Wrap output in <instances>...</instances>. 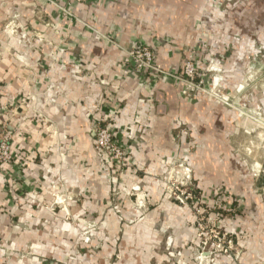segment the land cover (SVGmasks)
<instances>
[{"label":"crops","instance_id":"0c3cea01","mask_svg":"<svg viewBox=\"0 0 264 264\" xmlns=\"http://www.w3.org/2000/svg\"><path fill=\"white\" fill-rule=\"evenodd\" d=\"M53 1L71 18L48 0H0V136L8 134L14 154L0 165V264H104L90 254L80 263L68 259L76 246L90 248L70 240L78 236L70 221L84 218L101 223L94 236L103 255L119 239V264H161L158 226L168 224L174 246L192 232L182 227V210L163 201L154 176L179 157L211 194L206 156L217 151L206 148L224 139V127L231 135L239 115L185 94L172 76L132 69L127 50L149 47L154 63L173 75L188 58L225 57L238 77L240 62L256 58L255 44L264 43V0ZM96 118L114 132L135 173L127 168L117 177L96 154ZM114 189L122 193L113 208ZM134 189L152 195L143 212L130 209L126 192ZM255 204L240 220L237 264L264 258V206ZM120 215L135 225L122 226Z\"/></svg>","mask_w":264,"mask_h":264},{"label":"rangeland","instance_id":"374dc122","mask_svg":"<svg viewBox=\"0 0 264 264\" xmlns=\"http://www.w3.org/2000/svg\"><path fill=\"white\" fill-rule=\"evenodd\" d=\"M229 1L241 6L246 0ZM259 2L260 0H254L255 5ZM261 32V29H256V35L262 34ZM262 46L264 43L255 44L257 59L245 57L244 63L240 62L238 77L234 72L236 64L231 68L229 58L225 60V57L211 56L204 64L202 61L199 64L197 59L192 58L196 62L201 80L204 81L198 80L200 88L192 89L188 95H204L221 104L225 111L233 110L239 115L238 123L231 135L225 136L226 130L229 129L228 126L224 127V139L212 141L215 146L206 148L207 151H217L214 156H206L208 181L213 185L211 194L206 193L208 187H198L192 166L179 157L166 164L162 172L154 176L163 201L175 203L182 210L187 217L182 227L192 232L188 240L184 239V242L174 246V237L168 231V224L165 225L164 222L158 226L166 255L165 261L161 264H237L241 257L242 248L239 244L244 241V235L239 230L240 220L255 209L248 204L256 202V206H264ZM207 158L211 159L210 164ZM215 158L217 161L213 164ZM125 170L116 171V176H121ZM129 171L135 173L137 170L135 166H130ZM121 193L119 189L111 191L113 208L119 205L115 201ZM126 195L132 210L143 212L152 201V195L145 190L134 189L127 191ZM60 201L64 205L65 198ZM46 208L53 212L52 206L48 205ZM119 218L122 226L135 225V219H126L121 215ZM70 222L78 235L70 239L72 243L78 245L79 241L90 245V248L80 249L75 245L76 248L69 253L68 259L80 263L82 259L88 258L87 254H90L101 259L104 264L120 263L119 239L117 242L112 241L116 243V250L112 247L111 241H108V245L112 247L109 254L103 255L99 250L102 239L94 234H101L99 230L101 223L85 218ZM22 257L23 255H19L18 259ZM258 261L259 264H264V258Z\"/></svg>","mask_w":264,"mask_h":264},{"label":"built area","instance_id":"2783aa9c","mask_svg":"<svg viewBox=\"0 0 264 264\" xmlns=\"http://www.w3.org/2000/svg\"><path fill=\"white\" fill-rule=\"evenodd\" d=\"M58 7L65 18H71V13L67 6H60L53 0H48ZM68 2L87 3L93 0H66ZM127 55L131 61V68L137 71H153L157 73L167 74L174 77L183 84V91L185 94H189L192 89H199L200 83L198 78L200 72L196 65V62L192 58H188L184 61L181 70L177 74H170L163 71L153 61L152 50L141 44H134L127 50ZM104 119H95L93 128V149L96 154L103 157L105 164L111 166L114 171H120L129 168L127 159L125 158V152L122 148V144L116 139L114 132L104 123ZM8 134L4 133L0 136V165L8 163L14 158L10 143L8 141ZM57 199L55 198L54 201Z\"/></svg>","mask_w":264,"mask_h":264},{"label":"trees","instance_id":"16d2710c","mask_svg":"<svg viewBox=\"0 0 264 264\" xmlns=\"http://www.w3.org/2000/svg\"><path fill=\"white\" fill-rule=\"evenodd\" d=\"M263 178V177H262Z\"/></svg>","mask_w":264,"mask_h":264}]
</instances>
